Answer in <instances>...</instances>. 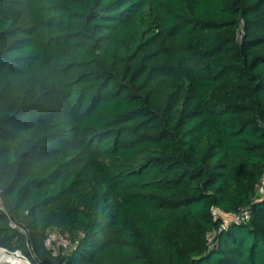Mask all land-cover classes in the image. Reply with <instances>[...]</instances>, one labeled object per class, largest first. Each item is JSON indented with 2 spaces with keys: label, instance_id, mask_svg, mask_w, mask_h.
I'll list each match as a JSON object with an SVG mask.
<instances>
[{
  "label": "trees",
  "instance_id": "obj_1",
  "mask_svg": "<svg viewBox=\"0 0 264 264\" xmlns=\"http://www.w3.org/2000/svg\"><path fill=\"white\" fill-rule=\"evenodd\" d=\"M0 205L42 264H264V0H0Z\"/></svg>",
  "mask_w": 264,
  "mask_h": 264
},
{
  "label": "built area",
  "instance_id": "obj_2",
  "mask_svg": "<svg viewBox=\"0 0 264 264\" xmlns=\"http://www.w3.org/2000/svg\"><path fill=\"white\" fill-rule=\"evenodd\" d=\"M213 215L221 216L225 220V225L231 222H244L250 216V211L247 208H243L239 211L235 212H224L219 207L215 206L212 210ZM11 226H17L16 223L11 222ZM24 231V230H23ZM25 232V231H24ZM77 241L72 243L69 237L60 230L53 229L49 232L48 236L45 239V245L48 249L53 251V254L56 255L58 253V249H68L69 247H76ZM42 264V263H38Z\"/></svg>",
  "mask_w": 264,
  "mask_h": 264
},
{
  "label": "rangeland",
  "instance_id": "obj_3",
  "mask_svg": "<svg viewBox=\"0 0 264 264\" xmlns=\"http://www.w3.org/2000/svg\"><path fill=\"white\" fill-rule=\"evenodd\" d=\"M243 34V28H241V31L239 32V37L241 38ZM1 208V205H0ZM73 247H69L67 250L70 252L72 250ZM0 249L8 256H10L11 258L15 259L18 262V264H38L41 263L34 252H31V257L26 255L25 253H23L20 249H8L7 247H3L0 246ZM10 261L7 262H3V264H13V263H9ZM16 263V264H17Z\"/></svg>",
  "mask_w": 264,
  "mask_h": 264
},
{
  "label": "bare ground",
  "instance_id": "obj_4",
  "mask_svg": "<svg viewBox=\"0 0 264 264\" xmlns=\"http://www.w3.org/2000/svg\"><path fill=\"white\" fill-rule=\"evenodd\" d=\"M10 261L9 263H13L16 264L17 261L13 258H11L10 256L6 255L1 249H0V264H3V262H7ZM20 263V262H18ZM17 263V264H18Z\"/></svg>",
  "mask_w": 264,
  "mask_h": 264
}]
</instances>
